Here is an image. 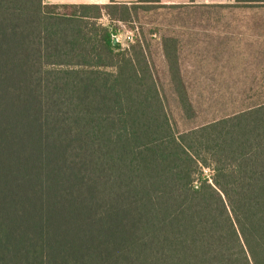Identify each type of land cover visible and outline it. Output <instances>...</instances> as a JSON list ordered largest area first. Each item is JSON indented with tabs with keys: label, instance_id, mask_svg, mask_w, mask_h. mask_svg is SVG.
I'll use <instances>...</instances> for the list:
<instances>
[{
	"label": "trees",
	"instance_id": "16d2710c",
	"mask_svg": "<svg viewBox=\"0 0 264 264\" xmlns=\"http://www.w3.org/2000/svg\"><path fill=\"white\" fill-rule=\"evenodd\" d=\"M159 1L0 0V264H264V85L177 130L144 37L96 22Z\"/></svg>",
	"mask_w": 264,
	"mask_h": 264
},
{
	"label": "rangeland",
	"instance_id": "374dc122",
	"mask_svg": "<svg viewBox=\"0 0 264 264\" xmlns=\"http://www.w3.org/2000/svg\"><path fill=\"white\" fill-rule=\"evenodd\" d=\"M226 1H159L136 5L125 21L110 20L105 14L96 19L116 27V41L122 46L137 31L144 37L177 130L230 114L262 95L264 5L235 6L234 0ZM164 38H173L177 44L182 82L194 109L190 119L182 114L171 91L161 49Z\"/></svg>",
	"mask_w": 264,
	"mask_h": 264
},
{
	"label": "crops",
	"instance_id": "0c3cea01",
	"mask_svg": "<svg viewBox=\"0 0 264 264\" xmlns=\"http://www.w3.org/2000/svg\"><path fill=\"white\" fill-rule=\"evenodd\" d=\"M45 3H125V4H131L134 2H137V0H43ZM164 3H186V2H211V3H227L226 0H160Z\"/></svg>",
	"mask_w": 264,
	"mask_h": 264
},
{
	"label": "water",
	"instance_id": "95a60500",
	"mask_svg": "<svg viewBox=\"0 0 264 264\" xmlns=\"http://www.w3.org/2000/svg\"><path fill=\"white\" fill-rule=\"evenodd\" d=\"M114 41H116V37H114Z\"/></svg>",
	"mask_w": 264,
	"mask_h": 264
},
{
	"label": "built area",
	"instance_id": "2783aa9c",
	"mask_svg": "<svg viewBox=\"0 0 264 264\" xmlns=\"http://www.w3.org/2000/svg\"><path fill=\"white\" fill-rule=\"evenodd\" d=\"M130 39H131V38H130ZM130 39H129V40H130Z\"/></svg>",
	"mask_w": 264,
	"mask_h": 264
}]
</instances>
